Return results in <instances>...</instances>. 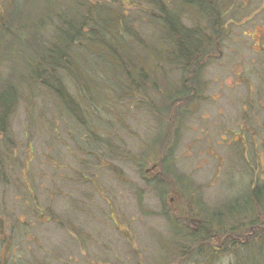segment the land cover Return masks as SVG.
I'll use <instances>...</instances> for the list:
<instances>
[{
    "label": "rangeland",
    "instance_id": "1",
    "mask_svg": "<svg viewBox=\"0 0 264 264\" xmlns=\"http://www.w3.org/2000/svg\"><path fill=\"white\" fill-rule=\"evenodd\" d=\"M144 1L87 9L80 35L106 45L77 50L75 114L24 85L26 50L7 59L0 36V88L16 94L0 127V264H264V0L206 1L202 17ZM162 4L189 29L204 20L207 56L188 72L164 54ZM123 52L144 69L130 85Z\"/></svg>",
    "mask_w": 264,
    "mask_h": 264
},
{
    "label": "trees",
    "instance_id": "2",
    "mask_svg": "<svg viewBox=\"0 0 264 264\" xmlns=\"http://www.w3.org/2000/svg\"><path fill=\"white\" fill-rule=\"evenodd\" d=\"M94 1L99 0H5L6 11L4 14L1 13L0 15V31L2 33H0V36L8 37V40L5 38L6 41L3 42L2 49L6 48L3 51V55L5 56L8 54L7 59H9L11 58L13 48L17 49L23 47L26 50L25 66L27 68L25 67L24 69V65H21V63H19L20 65L17 63V65L13 67L15 72H22L23 75L19 77L23 80L24 85H26V81H28L27 86L37 82L43 84L55 94L57 99L61 101L60 103L62 106L64 108L66 107L72 114H75V108L80 107V105L78 103L79 101H76L70 95L65 79L68 78L73 81L75 85L81 87H84L85 83L81 82L80 75L76 77V75L72 74V72L78 71L79 57L77 56V50L83 48L87 53H94L96 50H99V47L106 45V43H102L103 38L101 39L102 33L100 30L98 32L99 38H96V40L92 39L90 35L83 37L80 35L81 28L87 24V9L91 11L95 9L93 8ZM182 1L180 0L179 10L191 13V16L196 14L202 17L201 12L196 10L197 4H199V7L202 9L201 4L210 0ZM213 1L215 0H212V2ZM144 2L156 6L159 5L156 0H145ZM94 6L99 7L98 10L95 9L99 12L100 5ZM131 6L135 7L136 5L133 2ZM162 8L167 14L162 26L161 23L158 22L164 37L162 40L165 46L164 54L166 51H169L170 55L182 66V69L188 72L195 68L191 66L199 64L201 58L207 56L205 48H209V45L204 44L205 35L204 33H200L205 30V28L202 27L204 20H199L200 23H196L198 30L189 29L180 21V17L176 15V9L173 11L168 9V12L166 11L167 9L165 10L164 4L161 5V9ZM94 14L95 13H93V17ZM117 15H119V13L111 16L114 18ZM90 31L92 32L93 30L90 29ZM209 31L210 30H207L205 34L209 35ZM213 31L216 32L217 36L219 35L218 30ZM4 32L8 33L4 34ZM118 33L121 36L123 35V32L120 33L117 27L116 34L112 32V36L116 37L119 35ZM75 34H78L76 38L74 37ZM125 44L126 43H124V45ZM88 45L95 46V48H93L95 51H89L87 49ZM122 54H124V52ZM125 59L126 55L124 54V59H122V62L118 61V64L124 69V71L121 72L123 80L126 81L127 85H130L136 79L135 74L142 76L144 69L137 67L136 61L132 60V58ZM127 67L129 69H127ZM87 89H90L89 85L85 88V90ZM83 93L86 95L85 92ZM15 97L16 94L13 85L7 84L0 88L1 128L3 127L5 118L10 114L9 108L6 109L5 106L11 101H14ZM19 99L20 98H18L17 101H19ZM13 105L10 107H13ZM2 106L5 109H3ZM256 191L258 193V189ZM257 196L258 195H256V198ZM232 209L233 208H230L229 211H232ZM229 211L227 210V214L231 216L233 213ZM246 211L247 209L245 208H243V211H241L240 208L238 209L240 213H246ZM225 215L224 211L221 212L220 215H218L219 219H225ZM193 239L197 240V238H192V240ZM252 250L255 251L253 252L254 254L249 252L247 253L248 256L255 257V255H261L260 243H256Z\"/></svg>",
    "mask_w": 264,
    "mask_h": 264
}]
</instances>
